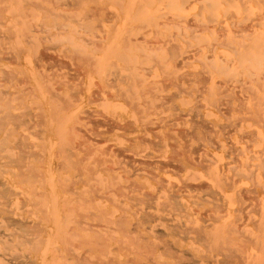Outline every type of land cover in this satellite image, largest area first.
I'll return each mask as SVG.
<instances>
[{
  "label": "rangeland",
  "instance_id": "1",
  "mask_svg": "<svg viewBox=\"0 0 264 264\" xmlns=\"http://www.w3.org/2000/svg\"><path fill=\"white\" fill-rule=\"evenodd\" d=\"M0 57V264H264V0H0Z\"/></svg>",
  "mask_w": 264,
  "mask_h": 264
},
{
  "label": "bare ground",
  "instance_id": "2",
  "mask_svg": "<svg viewBox=\"0 0 264 264\" xmlns=\"http://www.w3.org/2000/svg\"><path fill=\"white\" fill-rule=\"evenodd\" d=\"M184 2H185V1H184ZM187 5H188V4H187ZM200 6H201V5H200ZM258 16H259V15H258ZM242 20H244V18H243ZM238 24H239V22H238ZM240 24H241V23H240ZM244 24H245V23H244ZM247 24H249V23H247ZM232 25H233V24H232ZM201 26H202V25H201ZM237 26H238V25H237ZM244 27H245V26H244ZM244 27H243V28H244ZM127 29H128V28H127ZM245 29H246V28H245ZM233 31H234V30H233ZM236 32H238V31H236ZM237 34H238V33H237ZM239 35H240V34H239ZM245 35H246V34H245ZM247 35H248V32H247ZM47 36H48V35H47ZM10 37H11V36H10ZM239 37H240V36H239ZM89 41H90V40H89ZM232 41H233V40H232ZM231 46H232V45H231ZM231 46H230V47H231ZM251 47H252V45H251ZM259 47H260V46H259ZM50 48H51V47H50ZM169 48L172 49V47H169ZM46 49H48V48H46ZM54 49H55V47H54ZM174 50H175V49H174ZM18 51H19V50H18ZM233 52H234V51H233ZM74 53H75V52H74ZM2 54H3V53H2ZM2 54H1V56H2ZM62 55H63V54H62ZM142 55H143V54H142ZM10 56H11V54H10ZM54 56H55V55H54ZM0 58H1V57H0ZM5 58H6V56H5ZM43 58H44V56H43ZM151 58H152V57H151ZM17 59H18V58H17ZM121 59H122V58H121ZM167 59H168V58H167ZM167 59H166V60H167ZM40 60H41V59H40ZM124 60H126V59H124ZM14 61H15V59H14ZM17 61H18V60H17ZM37 61H38V59H37ZM258 61H259V60H258ZM65 64H66V63H65ZM86 64H87V63H86ZM126 64H127V63H126ZM66 65H67V64H66ZM87 65H88V64H87ZM87 65H86V66H87ZM112 66L116 67L114 64H113ZM76 67H77V65H76ZM78 67H79V66H78ZM84 67H85V66H84ZM158 67H159V66H158ZM143 68H144V67H142V69H143ZM179 68H180V67H179ZM72 69H73V68H72ZM83 69H84V68H83ZM125 69H127V68H125ZM116 70H117V69H116ZM116 70H115V71H116ZM224 70H225V69H224ZM248 70H249V69H248ZM90 72H91V71H90ZM189 72H190V71H189ZM2 73H3V71H2ZM80 74H81V73H80ZM113 75H114V74H113ZM2 76H3V75H2ZM75 76H76V75H75ZM115 76H116V75H115ZM127 76H128V75H127ZM14 77H15V76H14ZM72 77H73V76H72ZM133 77H134V76H133ZM171 77H172V76H171ZM171 77H170V78H171ZM200 77H201V76H200ZM202 77H204V76H202ZM206 77H207V76H206ZM5 78H6V77H5ZM7 78H8V77H7ZM74 78H75V77H74ZM112 78H113V77H112ZM134 78H135V77H134ZM252 78H253V77H252ZM260 78H261V77H260ZM19 79H20V78H19ZM120 79H121L122 82H124V81H123V80H124V76H123L122 78H121V76H120ZM120 79H119V80H120ZM128 79H129V77L127 78V80H128ZM225 79H226V78H225ZM256 79H257V78H256ZM71 80H72V79H71ZM119 80H118V81H119ZM188 80H189V79H188ZM190 80H192V79H190ZM196 80H197V79H196ZM200 80H201V79H200ZM222 80H223V79H222ZM226 80H228V79H226ZM2 81H3V80H2ZM20 81H21V80H20ZM121 81H120V83H121ZM171 81H172V80H171ZM178 81H179V80H178ZM220 81H221V80H219V83H220ZM224 81H225V80H224ZM67 82H68V81H67ZM110 82H111V81H110ZM135 82H136V81H135ZM139 82H140V81H139ZM199 82H200V81H199ZM246 82H247V81H246ZM246 82H245V83H246ZM205 83H206V82H205ZM68 84H70V83H68ZM75 84H76V83H75ZM79 84H81V83H79ZM172 84H173V82H172ZM248 85H249V84H248ZM79 86H80V85H79ZM166 86H167V85H166ZM203 86H204V85H203ZM228 86H229V85H228ZM235 86H236V85H235ZM246 86H247V85H246ZM256 86H257V85H256ZM75 87H76V85H75ZM110 87H112V86H110ZM259 87H260V86H259ZM152 88H153V87H152ZM182 88H183V87H182ZM241 88H242V87H241ZM247 88H248V87H247ZM148 89H149V88H148ZM19 90H20V89H19ZM124 90H126V89H124ZM204 90H205V88H204ZM229 90H230V89H229ZM241 90H242V89H241ZM0 91H1V90H0ZM2 91H3V90H2ZM20 91H21V90H20ZM23 91H24V89H23ZM23 91H22V93H24ZM179 91H180V90H179ZM179 91H178V92H179ZM183 91H184V90H183ZM187 91H188V90H187ZM218 91H219V90H218ZM249 91H250V90H249ZM252 91H253V90H252ZM75 92H76V91H75ZM150 92H151V91H150ZM207 92H208V91H207ZM0 93H1V92H0ZM3 93H4V91H3ZM7 93H9V92H7ZM91 93H92V92H91ZM95 93H96V92H95ZM184 93H185V92H184ZM188 93H189V92H188ZM220 93H222V92H220ZM220 93H219V94H220ZM223 93H224V92H223ZM223 93H222V94H223ZM130 94H131V93H130ZM248 94H249V93H248ZM250 94H251V93H250ZM250 94H249V96H250ZM6 95H7V94H6ZM96 95H97V94H96ZM227 95H228V94H227ZM227 95H226V96H227ZM2 96H3V94H2ZM2 96H1V97H2ZM153 96H154V94L152 95V97H153ZM166 96H167V95H166ZM168 96H169V95H168ZM170 96H172V95H170ZM232 96H233V95H232ZM3 97H4V96H3ZM176 97H177V96H176ZM197 97H198V96H197ZM227 97H229V96H227ZM97 98H99V97H97ZM121 98H122V97H121ZM143 98H144V97H143ZM194 98H195V97H194ZM233 98H235V97H233ZM236 98H237V96H236ZM258 98H259V97H258ZM15 99H16V98H15ZM12 100H14V99H12ZM255 100H256V99H255ZM8 101H9V100H8ZM161 101H162V100H161ZM221 101H222V100H221ZM142 102H143V101H142ZM262 102H263V101H262ZM3 103H4V102H3ZM198 103H199V102H198ZM127 104H128V103H127ZM133 104H134V103H133ZM238 104H239V103H238ZM240 104H241V103H240ZM135 105H136V104H135ZM197 105H198V104H197ZM212 105L214 106V104H212ZM225 105H226V104H225ZM262 105H263V104H262ZM158 106H160V105H158ZM229 106H230V105H229ZM229 106L227 107V109L229 108ZM6 107H7V106H6ZM171 107H172V106H171ZM194 107H195V106H194ZM200 107H201V106H200ZM225 107H226V106H225ZM8 108H9V107H8ZM8 108H7V109H8ZM134 108H135V106H134ZM156 108H157V107H156ZM195 108H196V107H195ZM195 108H194V109H195ZM196 109H197V108H196ZM227 109H226V110H227ZM0 110H1V109H0ZM136 110H137V109H136ZM145 110H146V109H145ZM172 110H173V109H172ZM236 110H237V108H236ZM243 110H244V109H243ZM248 110H249V109H248ZM253 110H254V109H253ZM159 111H160V110H159ZM5 112H6V111H5ZM8 112H9V111H8ZM197 112H199V111H197ZM29 113H30V112H29ZM34 113H35V112H34ZM137 113H138V112H137ZM145 113H146V112H145ZM3 114H4V113H3ZM3 114H2V116H3ZM27 114H28V113H27ZM179 114H180V113H179ZM194 114H195V113H194ZM200 114H201V113H200ZM256 114H257V113H256ZM18 115H19V114H18ZM31 115L33 116L32 112H31ZM171 115H172V114H171ZM257 115H258V114H257ZM2 116H1V117H2ZM8 116H10V115H8ZM15 116H16V115H15ZM21 116H22V114H21ZM35 116H36V115H35ZM38 116H39V115L37 114L36 117H38ZM75 116H76V115H75ZM93 116H94V115H93ZM180 116H181V115H180ZM193 116H194V115H193ZM1 117H0V118H1ZM83 117H84V116H83ZM175 117H176V116H175ZM175 117H174V118H175ZM259 117H260V116H259ZM38 118H39V117H38ZM168 118H170V117H168ZM191 118H192V117H191ZM7 119H8V117H7ZM74 119H76V118H74ZM158 119H159V118H158ZM162 119H163V118H162ZM239 119H240V118H239ZM239 119H238V120H239ZM255 119H256V118H255ZM0 120L2 121L3 119H0ZM21 120H23V119H21ZM170 120H171V118H170ZM189 120H190V119H189ZM201 120H202V119H201ZM203 120H204V119H203ZM256 120L258 121V119H256ZM75 121H76V120H75ZM89 121H90V120H89ZM159 121H160V120H159ZM191 121H192V120H191ZM196 121H197V120H196ZM196 121H194V122H196ZM236 121H237V120H236ZM23 122H24V121H23ZM25 122H26V121H25ZM34 122H35V121H34ZM167 122H168V121H167ZM6 123H7V122H6ZM19 123H20V121H19ZM91 123H92V122H91ZM0 124H2V123H0ZM23 124H24V123H23ZM35 124H36V122H35ZM144 124H145V123H144ZM147 124H149V122H148ZM168 124H169V123H168ZM198 124H199V123H198ZM202 124H203V123H202ZM3 125H4V124H3ZM16 125H17V124H16ZM174 125H175V123H174ZM204 125H206V124H204ZM229 125H230V124H229ZM263 125H264V123H263ZM157 126H158V125H157ZM231 126H232V125H231ZM2 127H3V126H2ZM132 127H133V126H132ZM147 127H148V126H147ZM204 127H205V126H204ZM126 128H127V127H126ZM168 128H169V127H168ZM172 128H173V127H172ZM210 128H211V127H210ZM233 128H234V127H233ZM199 129H200V128H199ZM2 130H3V129H2ZM13 130H14V129H13ZM13 130H12V131H13ZM36 130H38V129H36ZM89 130H90V127H89L88 131H89ZM141 130H142V129H141ZM41 131H42V130H41ZM79 131H80V130H79ZM95 131H96V130H95ZM97 131H98V130H97ZM178 131H179V130H178ZM221 131H222V130H221ZM42 132H43V131H42ZM100 132H101V131H100ZM150 132H152V130H151ZM167 132H168V130H167ZM180 132H181V131H180ZM192 132L194 133V131H192ZM209 132H210V131H209ZM226 132H227V131H226ZM95 133H96V132H95ZM95 133H94V134H95ZM170 133H171V132H170ZM177 133H178V132H177ZM186 133H187V132H186ZM7 134H8V132H7ZM7 134H5V135H7ZM36 134H37V132H36ZM68 134H69V133H68ZM91 134H93V133H91ZM96 134H97V133H96ZM154 134H155V133H154ZM171 134H172V133H171ZM205 134H206V133H205ZM205 134H204V135H205ZM246 134H247V133H246ZM252 134H253V133H252ZM70 135H71V134H70ZM166 135H167V134H166ZM181 135H182V134H181ZM206 135H207V134H206ZM19 136H20V135H19ZM23 136H24V135H23ZM67 136H69V135H67ZM95 136H96V135H95ZM202 136H203V135H202ZM241 136H242V135H241ZM247 136H248V135H247ZM249 136H250V135H249ZM69 137H70V136H69ZM71 137H72V136H71ZM71 137H70V138H71ZM137 137H138V136H137ZM157 137H159V135H157ZM179 137H180V136H179ZM181 137H182V136H181ZM223 137H224V136H223ZM17 138H18V137H17ZM39 138H41V137H39ZM67 138H68V137H67ZM125 138H126V137H125ZM189 138H190V137H189ZM3 139H4V138H2V140H3ZM81 139H82V138H81ZM81 139H80V140H81ZM142 139H143V138H142ZM142 139H141V140H142ZM152 139H153V138H152ZM167 139H168V137H167ZM172 139H173V138H172ZM201 139H203V138H201ZM209 139H210V138H209ZM2 140H1V141H2ZM25 140H26V139H25ZM174 140H175V139H174ZM210 140H212V139H210ZM4 141H5V140H4ZM16 141H17V140H16ZM16 141H15V142H16ZM130 141H131V140H130ZM158 141H159V140H158ZM158 141H156V142H158ZM199 141H200V139H199ZM207 141H208V139H207ZM213 141H214V140H213ZM2 142H3V141H2ZM5 142H6V141H5ZM26 142H27V141H25V143H26ZM98 142H99V141H98ZM98 142H97V143H98ZM139 142H140V141H139ZM153 142H154V141H153ZM153 142H152V143H153ZM23 143H24V142H23ZM41 143H42V142H41ZM66 143H67V142H66ZM140 143H141V142H140ZM183 143L185 144V142H183ZM250 143H251V141H250ZM62 144L64 145V142H63ZM77 144H78V143H77ZM144 144H145V143H144ZM186 144H188V143L186 142ZM20 145H21V144H20ZM26 145H27V144H26ZM68 145L70 146L69 143H68ZM87 145H88V144H87ZM87 145H86V147H87ZM140 145H141V144H140ZM181 145H182V144H181ZM89 146H90V145H89ZM89 146H88V148H89ZM109 146H110V145H109ZM129 146H130V145H129ZM169 146H170V145H169ZM19 147H21V146H19ZM37 147H38V146H37ZM70 147H71V146H70ZM72 147H74V146H72ZM76 147H77V146H76ZM78 147H79V146H78ZM158 147H159V146H158ZM0 148H1V146H0ZM58 148H59V146H58ZM93 148H94V147H91L89 150H91V149H93ZM107 148H109V147H107ZM117 148H118V147H117ZM122 148H123V147H122ZM154 148H155V147H154ZM232 148H233V147H232ZM235 148H236V147H235ZM245 148H246V147H245ZM2 149H3V148H2ZM22 149H23V148H22ZM59 149H60V148H59ZM62 149H64V148H62ZM67 149H69V148H67ZM81 149H82V148L80 147V150H81ZM156 149H157V148H156ZM174 149H175V148H174ZM197 149H199V148H197ZM0 150H1V149H0ZM23 150H24V149H23ZM101 150H102V149H101ZM114 150H115V147H114ZM131 150H132V149H131ZM186 150H187V148H186ZM200 150H201V149H200ZM64 151H65V149H64ZM124 151H126V150H124ZM160 151H161V150H160ZM190 151H191V150H190ZM258 151H259V150H258ZM32 152H33V151H32ZM34 152H35V151H34ZM113 152H114V151H113ZM179 152H180V151H179ZM184 152H186V151H184ZM226 152H228V150H226ZM65 153H66V151H65ZM70 153H71V152H70ZM70 153H68V154H70ZM88 153H89V152H88ZM106 153H107V152H106ZM149 153H150V152H149ZM170 153H171V152H170ZM177 153H178V151H177ZM180 153H181V152H180ZM195 153H196V152H195ZM37 154H38V153H37ZM42 154H43V153H42ZM73 154H74V152H73ZM73 154H72V156H73ZM113 154H114V153H113ZM119 154H120V153H119ZM121 154H122V153H121ZM135 154H136V153H135ZM182 154H183V153H182ZM206 154H207V153H206ZM17 155H19V152H18ZM17 155H16V156H17ZM34 155H35V154H34ZM62 155H63V154H62ZM117 155H118V154H117ZM169 155H170V154H169ZM175 155H176V154H175ZM185 155H186V154H185ZM189 155H190V154H189ZM3 156H4V155H3ZM19 156H20V155H19ZM23 156H24V155H23ZM118 156H119V155H118ZM128 156H129V155H128ZM227 156H228V155H227ZM62 157H63V156H62ZM67 157H68V155H67ZM81 157H82V156H81ZM83 157H84V156H83ZM130 157H131V156H130ZM145 157H147V156H145ZM154 157H155V156H154ZM175 157H176V156H175ZM234 157H235V156H234ZM35 158H36V155H35ZM78 158H79V157H78ZM186 158H188V157H186ZM249 158H250V157H249ZM262 158H263V157H262ZM13 159H14V158H13ZM19 159H20V158H19ZM33 159H34V158H33ZM196 159H197V158H196ZM205 159H206V158H205ZM21 160H22V159H21ZM21 160H20V161H21ZM62 160H63V159H62ZM99 160L101 161V159H99ZM109 160H110V159H109ZM129 160H130V159H129ZM169 160H170V159H169ZM174 160H175V159H174ZM178 160H179V159H178ZM187 160H188V159H187ZM27 161H28V160H27ZM81 161H82V160H81ZM107 161H108V160H107ZM110 161H111V160H110ZM123 161H125V160H123ZM167 161H168V160H167ZM231 161H232V159H231ZM231 161H230V162H231ZM233 161H234V159H233ZM261 161H262V159H261ZM22 162H23V161H22ZM139 162H140V161H139ZM139 162H137V164H138ZM164 162H165V161H164ZM196 162H197V161H196ZM209 162H210V160H209ZM211 162H212V161H211ZM230 162H229V163H230ZM39 163H41V162H39ZM70 163H71V162H70ZM115 163H116V162H115ZM119 163H120V161H119ZM263 163H264V162H263ZM75 164H76V163H75ZM96 164H97V163H96ZM101 164H102V163H101ZM132 164H133V163H132ZM148 164H149V163H148ZM179 164H180V163H179ZM191 164H192V163H191ZM198 164H199V163H198ZM261 164H262V163H261ZM23 165H24V164H23ZM72 165H73V164H71V167H72ZM118 165H119V164H118ZM162 165H163V164H162ZM203 165H204V164H203ZM207 165H208V164H207ZM247 165H248V164H247ZM254 165H255V164H254ZM1 166H2V165H1ZM26 166H27V165H26ZM119 166H120V165H119ZM130 166L132 167L131 163H130ZM159 166H160V165H159ZM171 166H172V165H171ZM75 167H76V166H75ZM75 167H74V168H75ZM143 167H144V166H143ZM162 167H163V166H162ZM230 167H231V166H230ZM232 167H233V166H232ZM1 168H2V167H1ZM28 168H29V167H28ZM72 168H73V167H72ZM74 168H73V169H74ZM104 168H105V167H104ZM104 168H103V169H104ZM119 168H120V167H119ZM119 168H118V169H119ZM140 168H141V167H140ZM17 169H18V167H17ZM132 169H133V168H132ZM136 169H137V168H136ZM136 169H134V170H136ZM141 169H142V168H141ZM161 169H162V168H161ZM179 169H180V168H179ZM232 169H233V168H232ZM25 170H26V169H25ZM35 170H36V169H35ZM35 170H34V171H35ZM76 170H77V169H76ZM78 170H79V168H78ZM78 170H77V174H79V173H78ZM152 170H153V169H152ZM204 170H206V168H205ZM223 170H224V169H223ZM37 171H38V170H37ZM125 171H126V170H125ZM167 171H168V170H167ZM231 171H232V170H231ZM22 172H23V170H22ZM122 172H123V171H122ZM17 173H18V172H17ZM17 173H16V174H17ZM19 173H20V172H19ZM26 173H28V172H26ZM26 173H25V176H26ZM35 173H36V172H35ZM37 173H38V172H37ZM133 173H134V172H133ZM149 173H150V172H149ZM153 173H154V172H153ZM175 173H176V171H175ZM236 173H237V172H236ZM80 174H81V173H80ZM80 174H79V175H80ZM105 174H106V173H105ZM155 174H156V173H155ZM146 175H147V174H146ZM35 176H36V175H35ZM35 176H34V177H35ZM112 176H113V175H112ZM149 176H150V175H149ZM151 176H152V175H151ZM22 177H23V176H22ZM30 177H31V176H30ZM41 177H42V176H41ZM92 177H93V176H92ZM114 177H115V176H114ZM249 177H250V176H249ZM20 178H21V176H20ZM77 178L80 179L79 177H77ZM127 178L130 179V177H128V176H127ZM150 178H151V177H150ZM24 179H26V178H24ZM41 179H42V178H41ZM57 179H58V178H57ZM70 179H71V178H70ZM78 179H77V180H78ZM163 179H164V178H163ZM163 179H161V180L163 181ZM220 179H221V178H220ZM26 180H27V179H26ZM30 180H32V179H30ZM58 180H59V179H58ZM65 180H67V179L65 178ZM80 180H81V179H80ZM112 180H113V178H112ZM161 180H160V181H161ZM33 181H34V180H33ZM37 181H38V180H37ZM129 181H130V180H129ZM129 181H128V182H129ZM164 181H165V180H164ZM42 182H43V180H42ZM70 182H71V181H70ZM70 182H69V183H70ZM200 182H201V181H200ZM64 183H65V182H64ZM69 183H68V185H69ZM72 183H73V182H72ZM113 183H114V182H113ZM128 184H129V183H128ZM132 184H134V183H132ZM136 184H137V183H136ZM206 184H207V183H206ZM226 184H227V183H226ZM2 185H4V184H2ZM122 185H124V184H122ZM134 185H135V184H134ZM134 185H132V187H134ZM196 185H197V184H196ZM196 185H195V186H196ZM204 185H205V184H204ZM228 185H229V183H228ZM255 185H256V184H255ZM69 186H71V185H69ZM89 186H90V185H89ZM128 186H129V185H128ZM174 186H175V185H174ZM192 186H193V185H192ZM65 187H66V186H65ZM107 187H109V186H107ZM183 187H184V186H183ZM204 187H206V185H205ZM209 187H210V186H209ZM253 187H254V186H253ZM71 188H72V187H71ZM90 188H91V187H90ZM113 188H114V187H113ZM116 188H117V187H116ZM160 188H161V187H160ZM199 188H202V187L199 186ZM207 188H208V187H207ZM227 188H229V187H227ZM4 189H5V188H4ZM92 189H93V188H92ZM134 189H135V188H134ZM137 189H139V188L137 187ZM140 189H141V188H140ZM8 190H9V189H8ZM110 190H111V189H110ZM113 190H114V189H113ZM113 190H112V191H113ZM197 190H198V188H197ZM253 190H254V188H253ZM253 190H252V191H253ZM0 191H2V190H0ZM91 191H92V190H91ZM93 191H94V189H93ZM105 191H107V190L104 189V192H105ZM114 191H115V190H114ZM174 191H175V190H173V192H174ZM203 191H206V190H203ZM211 191H213V190H211ZM6 192H7V191H6ZM9 192H10V191H9ZM63 192H64V191H63ZM131 192H132V191H131ZM209 192H210V191H209ZM2 193H3V192H2ZM10 193H11V192H10ZM33 193H34V192H33ZM33 193H32V194H33ZM66 193H67V192H66ZM123 193H124V192H123ZM175 193H176V192H175ZM175 193H173V194H174L173 196H175ZM213 193H214V192H213ZM213 193H211V194H213ZM249 193H250V192H249ZM251 193H252V192H251ZM253 193H254V192H253ZM13 194H14V193H13ZM13 194H11V195H13ZM34 194H35V193H34ZM43 194H44V193H43ZM204 194H205V193H204ZM99 195H100V194H99ZM101 195H102V193H101ZM101 195H100V196H101ZM149 195H150V193H149ZM177 195H178V194H177ZM6 196H7V195H6ZM104 196H106V195H104ZM104 196L102 195V197H104ZM123 196H124V195H123ZM125 196H126V195H125ZM131 196H132V195H131ZM154 196H155V195H154ZM255 196H256V195H255ZM89 197H90V196H89ZM106 197H107V196H106ZM108 197H110V196H108ZM169 197L171 198V196H169ZM248 197H250V196H248ZM1 198H2V197H1ZM35 198H36V197H35ZM42 198H43V197H42ZM83 198H84V197H83ZM83 198H82V199H83ZM100 198H101V197H100ZM128 198H130V197H128ZM144 198H145V197H144ZM144 198H140V199H144ZM218 198H219V196H218ZM237 198H238V197H237ZM239 198H240V197H239ZM3 199L5 200V199H7V198L5 197V198H3ZM8 199H9V198H8ZM38 199H39V198H38ZM71 199H72V198H71ZM90 199L93 200L92 198H90ZM90 199H89V200H90ZM110 199H111V198H110ZM149 199H150V198H149ZM149 199H148V200H149ZM255 199H256V198H255ZM21 200H22V199H21ZM39 200H43V199H39ZM39 200H38V201H39ZM137 200H139L138 197H137ZM144 200H145L147 203L149 202V201L146 200V199H144ZM172 200H173V201H172L173 203L177 202V200L175 201V199H172ZM212 200H213V199H212ZM212 200H211V201H212ZM216 200H218V199H216ZM219 200H220V199H219ZM236 200H238V199H236ZM110 201H111V200H110ZM139 201H140V200H139ZM239 201H240V200H239ZM1 202H3V201L1 200ZM5 202H6V201H5ZM8 202H9V200H8ZM19 202H20V201H19ZM36 202H37V201H36ZM39 202H40V201H39ZM39 202H38V203H39ZM82 202H83V201H82ZM90 202H92V201H90ZM134 202H135V201H134ZM140 202H142V200H141ZM140 202H139V203H140ZM146 202H145V203H146ZM191 202H192V201H191ZM198 202H199V201H198ZM205 202H206V201H205ZM213 202H215V200H214ZM257 202H258V201H257ZM257 202H256V203H257ZM41 203H42V201H41ZM111 203H113V202H111ZM137 203H138V202H137ZM147 203H146V204H147ZM151 203H153V202L151 201ZM169 203H170V202H169ZM23 204H24V202H23ZM33 204H34V203H33ZM75 204H76V203H75ZM75 204H74V205H75ZM116 204H117V203H116ZM120 204H121V203H120ZM120 204H119V205H120ZM135 204H136V203H135ZM171 204H172V203H171ZM198 204H199V203H198ZM198 204H197V205H198ZM213 204H214V203H213ZM213 204H212V205H213ZM240 204H241V203H240ZM30 205H31V204H30ZM36 205H37V204H36ZM63 205H64V204H63ZM78 205H79V204H78ZM78 205H76V207H77ZM113 205H115V204L113 203ZM176 205H178V204H176ZM216 205H217V203H216ZM224 205H225V204H224ZM130 206H131V205H130ZM244 206H245V205H244ZM21 207H22V206H21ZM119 207H120V206H119ZM160 207H161V206H160ZM163 207H164V206H163ZM165 207H166V206H165ZM173 207H174V206H173ZM173 207H172V208H173ZM180 207L182 208L181 205H180ZM212 207H214V206H212ZM246 207H247V206H246ZM38 208H39V207H38ZM145 208H146V207H145ZM217 208H219L218 205H217ZM76 209H77V208H76ZM120 209H121V208H120ZM158 209H159V208H158ZM240 209H241V207H240ZM3 210H4V209H3ZM127 210H128V209H127ZM171 210H172V209H171ZM178 210H179V209H178ZM181 210H183V209H181ZM204 210H205V209H204ZM208 210H209V209H208ZM210 210H211V209H210ZM219 210H220V209H219ZM6 211H7V209H6ZM102 211H103V209H102ZM102 211H101V213L103 214L104 212H102ZM167 211H169V210H167ZM172 211H174V210H172ZM172 211H171V212H172ZM175 211H176V210H175ZM213 211H214V210H213ZM233 211H234V210H233ZM238 211H239V210H238ZM250 211H251V210H250ZM8 212H9V211H8ZM98 212H99V210H98ZM183 212H184V211H183ZM206 212H207V211H206ZM219 212H220V211H219ZM221 212H222V211H221ZM99 213H100V212H99ZM133 213H134V212H133ZM133 213H132V214H133ZM172 213H173V212H172ZM176 213H177V212H176ZM246 213H247V212H246ZM44 214H45V213H44ZM80 214H81V213H80ZM140 214H141V213H140ZM179 214H180V213H179ZM244 214H245V213H244ZM103 215H104V214H103ZM203 215H204V211H203ZM207 215H209V213H208ZM212 215H213V214H212ZM45 216H46V215H45ZM118 216H119V215H118ZM122 216H123V215H122ZM221 216H223V215H221ZM244 216H246V214H245ZM46 217H47V216H46ZM73 217H74V216H73ZM79 217H80V216H79ZM204 217H205V216H204ZM206 217H207V216H206ZM6 218H7V217H6ZM80 218H81V217H80ZM80 218H79V219H80ZM120 218H121V215H120ZM120 218H119V219H120ZM140 218H141V219H140L141 223H142V221H143V225H145L146 227H147V226L149 227V224H150V221H151V219H152V216H150L149 214L143 212L142 215H140ZM207 218H208V217H207ZM207 218H206V219H207ZM219 218H220V217H219ZM82 219H83V218H82ZM82 219H81V220H82ZM90 219H91V217H90ZM105 219H106V218H105ZM116 219H118V217H116ZM168 219H170V218H168ZM208 219H211V218H208ZM238 219H239V218H238ZM245 219H246V218H245ZM245 219H243V220H245ZM249 219H250V218H249ZM109 220H110V219H109ZM109 220H107V223H108V222L111 223V222H110L111 220H110V221H109ZM234 220H235V219H234ZM6 221H7V220H6ZM83 221H84V220H83ZM90 221H91V220H90ZM119 221H120V220H119ZM191 221H192V220H191ZM212 221H214V220L212 219ZM236 221H237V220H236ZM29 222H30V220H29ZM80 222H82V221H80ZM95 222H96V221H95ZM97 222H98V221H97ZM97 222H96V223H97ZM99 222H100V221H99ZM83 223H85V222H83ZM91 223H92V222H91ZM134 223H135V222H134ZM229 223H230V222H229ZM15 224H16V223H15ZM17 224H18V223H17ZM33 224H34V223H33ZM138 224H139V223H138ZM182 224H183V223H182ZM13 225H14V224H13ZM27 225H28V224H27ZM27 225H26V226H27ZM35 225H36V224H35ZM95 225H96V224H95ZM97 225H98V227H99L100 224L98 223ZM109 225H110V224H109ZM178 225H179V224H178ZM188 225H189V224H188ZM188 225H187L186 227H188ZM209 225H210V223H209ZM31 226H32V225H31ZM31 226H29V227H31ZM81 226H82V225H81ZM86 226H87V225H86ZM90 226H91V225H90ZM100 226H101V225H100ZM116 226H119V225H116ZM120 226H121V225H120ZM123 226H124V225H123ZM170 226H171V225H170ZM203 226H204V225H203ZM227 226H228V225H227ZM24 227H25V226H24ZM36 227H37V226H36ZM36 227H34V228H36ZM40 227H41V226H40ZM124 227H125V226H124ZM189 227L191 228V225H190ZM19 228H20V227H19ZM19 228H18V230H19ZM26 228H27V227H26ZM34 228H33V229H34ZM69 228H70V226H69ZM89 228H90V227H89ZM109 228H111V227L109 226ZM116 228H117V227H116ZM121 228H122V230H123V227H121ZM135 228H136V227H135ZM149 228L151 229V227H149ZM176 228H177V227H176L175 223H173V224H172V228H170V229H176ZM193 228H194V231L197 233L198 238H202V235H201V231H202V230H200L201 227H200V228H199V227H192V229H189V228H188V229H189V230H192V232H193ZM229 228H233V227H229ZM229 228L224 229L226 233L228 232ZM28 229H29V228H28ZM85 229H86V228H85ZM143 229H144V228H143ZM170 229H169V231H170ZM255 229H258V228L255 227ZM37 230H38V229H37ZM41 230H42V229H41ZM68 230H69V229H68ZM92 230H93V229H92ZM108 230H109V229H108ZM117 230H118V229H117ZM119 230H120V229H119ZM119 230H118V231H119ZM125 230H126V229H125ZM181 230H183V229H181ZM189 230H188L187 232H189ZM226 230H227V231H226ZM230 230H231V229H230ZM232 230L234 231V234H236V237H235V236L233 237V240H234V241H233L231 247H230L229 245H224L226 249L223 248L225 251L223 252L222 261H225V260L228 261V263H225V262H224V264H229V262H231V263H233V264H244L245 261H247V258H248L249 256H253V254L251 255V254H249V253H247V254H245V253L242 254V253H241V252H243L244 250L242 251V248H241V246H242V245H241V242H240V243L238 242V241H239V240H238V235H240L241 233H243V231L238 230L237 228H233ZM232 230H231V231H232ZM258 230H259V229H258ZM93 231H95V229H94ZM109 231H110V230H109ZM152 231H153V232H158L157 234H160V229H155V228H154V229H152ZM239 231H241V233H240ZM19 232H20V231H19ZM32 232H33V231H32ZM72 232H73V231H72ZM72 232H71V233H72ZM130 232H131V231H130ZM130 232L128 231L129 234H130ZM171 232L174 233V231H172V230H171ZM175 232H176V231H175ZM177 232H178V231H177ZM190 232H191V231H190ZM12 233H13V232H12ZM34 233H35V232H34ZM39 233H40V232H39ZM92 233H93V232H92ZM96 233H98V232H96ZM138 233H139V232H138ZM181 233H182V232H181ZM183 233H184V231H183ZM185 233H186V232H185ZM245 233H246V232H245ZM30 234H31V233H30ZM69 234H70V233H69ZM72 234H73V233H72ZM75 234H78V233H75ZM75 234H74V235H75ZM94 234H95V233H94ZM129 234H127V236H128ZM140 234H141V233H140ZM177 234H178V233H177ZM177 234H176V235L174 234V235H175V236H178L179 234H178V235H177ZM194 234H195V233H194ZM207 234H208V233H207ZM24 235H25V234H24ZM35 235H36V234H35ZM98 235H100V233H99ZM125 235H126V234H125ZM164 235H166V232L164 233ZM182 235H183V234L180 235L181 238L183 237ZM185 235H186V234H185ZM210 235H211V234H210ZM2 236H3V235H2ZM5 236H6V235H5ZM77 236H78V235H77ZM129 236H131V235H129ZM135 236H136V235H135ZM180 236H178V237H180ZM195 236H196V234H195ZM227 236H229V234H228V235L226 234V236H224V238L226 237V239H227V241H228V239H230V238H228ZM112 237H113V236H112ZM136 237H137V236H136ZM141 237H142V236H141ZM184 237L186 238V236H184ZM189 237H190L191 240H192L191 235H189ZM196 237H197V236H196ZM229 237H230V236H229ZM94 238H95V237H94ZM99 238H100V237H99ZM99 238H98V239H99ZM110 238H111V237H110ZM137 238H138V237H137ZM224 238H223V239H224ZM244 238H245V237H244ZM246 238L248 239L246 242H248V243L250 242V243H252V244L257 243V242L259 241V240L257 241V237H256V235H255V237H251V239H249L248 236H247ZM246 238H245V240H246ZM20 239H21V238H20ZM33 239H34V238H33ZM38 239H39V238H38ZM65 239H67L66 236H65ZM78 239H79V237H78ZM105 239H106V238H104V240H105ZM143 239H144V237L142 238V240H143ZM145 239H146V238H145ZM182 239L185 240L184 238H182ZM207 239H208V235H207ZM210 239H211V238H210ZM241 239H243V238H241ZM79 240H80V239H79ZM89 240H90V239H89ZM131 240H132V239H131ZM164 240H166V239H164ZM164 240H163L162 242H164ZM224 240H225V239H224ZM230 240H231V239H230ZM230 240H229V241H230ZM263 240H264V239H263ZM7 241H8V240H7ZM11 241H12V240H11ZM40 241H41V240H40ZM83 241H84V240H83ZM132 241H133V240H132ZM132 241H131V242H132ZM143 241H144V240H143ZM204 241L207 242L206 239H205ZM208 241H209V240H208ZM0 242H2V241H0ZM5 242H6V240H5ZM17 242H18V241H17ZM17 242H16V243H17ZM22 242H23V241H22ZM67 242H68V241H67ZM95 242H96V241H95ZM117 242H118V241H117ZM119 242H120V241H119ZM129 242H130V241H129ZM144 242L147 243L146 241H144ZM194 242H196V241L194 240ZM198 242L200 243V239H199ZM36 243H38V242H36ZM83 243H84V242H83ZM100 243H101V242H100ZM125 243H126V242H125ZM134 243H135V242H134ZM207 243H208V242H207ZM219 243H220V241H219ZM219 243H218V244H219ZM224 243H226V240H225ZM227 243L230 244L229 242H227ZM263 243H264V242H263ZM3 244H4V243H3ZM31 244H32V243H31ZM34 244H35V243H34ZM39 244H41V243L39 242ZM75 244H76V243H75ZM102 244H103V243H102ZM137 244H140L143 248L145 247V245H147V244L142 245V244H143L142 241H138ZM200 244H201V243H200ZM218 244H217V245H218ZM243 244H245V242H244ZM252 244H251V245H252ZM18 245H19V244H18ZM20 245H21V244H20ZM24 245H25V244H24ZM35 245H36V244H35ZM76 245H77V244H76ZM140 245H139V248H141ZM163 245H164L163 249L165 248V249H167V251H168L169 245H168L167 243H164ZM246 245H247V244H246ZM248 245H249V244H248ZM248 245H247V246H248ZM258 245H259V242H258V244H257V247H258ZM2 246L4 247L5 244L2 245ZM6 246H8V245L6 244ZM74 246H75V245H74ZM171 246H172V244H171ZM206 246H207V245H206ZM210 246H211V245H210ZM224 246H222V245L220 244V247H224ZM8 247H10V246H8ZM12 247H14V246H12ZM12 247H11V248H12ZM16 247H17V246H16ZM38 247H39V246H38ZM78 247H79V246H78ZM147 247H148V249L154 248L152 245L147 246ZM147 247L144 248V249H147ZM173 247H174V246H173ZM173 247H171V248L173 249ZM217 247H219V245H218ZM217 247H216V248H217ZM220 247H219V248H220ZM253 247H254V245H253ZM257 247H256V249H257ZM4 248H5V247H4ZM4 248H3L2 250H4ZM56 248H57V247H56ZM63 248H65V247H63ZM115 248H116V247H115ZM174 248H175L174 251L176 252V251H177V248H176V247H174ZM210 248H212V247H210ZM7 249H8V248H7ZM38 249H39V248H38ZM52 249H53V248H52ZM52 249H50V250L53 252L55 249H54V250H52ZM57 249H58V248H57ZM165 249H164V250H165ZM169 249H170V248H169ZM212 249H213V248H212ZM69 250H70V249H69ZM71 250H72V249H71ZM96 250H97V249H96ZM102 250H103V249H102ZM181 250H182V249H181ZM181 250H180V251H181ZM183 250H184V249H183ZM183 250H182V251H183ZM12 251H13V250H12ZM17 251H18V250H17ZM65 251H66V250H65ZM103 251H104V250H103ZM138 251H139V250H138ZM152 251H154V250H152ZM165 251H166V250H165ZM167 251H166V252H167ZM169 251H170V250H169ZM169 251H168V252H169ZM172 251H173V250H172ZM172 251H171V253L169 252L171 255H173ZM178 251H179V250H178ZM180 251H179V252H180ZM182 251H181V252H182ZM184 251H185L186 253H188L186 250H184ZM208 251H209V250H208ZM216 251H218V250H216ZM216 251H215V252H216ZM219 251H220V249H219ZM5 252H6V251H5ZM97 252H98V250H97ZM101 252H102V251H101ZM105 252H106V251H105ZM105 252H103V254H104ZM143 252H144V250H143ZM148 252L151 253V250L148 251ZM220 252H221V251H220ZM13 253H14V252H13ZM18 253H19V252H18ZM65 253H67V252H65ZM72 253H73V252H72ZM82 253H83V252H82ZM82 253H81V254H82ZM216 253H217V252H216ZM221 253H222V252H221ZM16 254H17V253H16ZM70 254H71V253H70ZM70 254H69V255H70ZM122 254H123V253H122ZM180 254H182V253H180ZM213 254H214V253H213ZM17 255H19V254H17ZM142 255H143V254H142ZM150 255H151V254H150ZM150 255H149V256H150ZM176 255H177V254H176ZM188 255H189V254H188ZM220 255H221V254H220ZM66 256H67V255H66ZM191 256H192V255H191ZM202 256L204 257V256H205V253H204V255L202 254ZM210 256H211V255H210ZM70 257H71V256H70ZM72 257H73V256H72ZM145 257H146V256H145ZM180 257H181V256H180ZM185 257H186V256H185ZM185 257H184V258H185ZM254 257L257 258L256 255H255ZM49 258H50V257H49ZM61 258H62V256H61ZM68 258H69V257H68ZM77 258H78V257H77ZM182 258H183V257H182ZM182 258H181V259H182ZM186 258H188V257H186ZM186 258H185V259H186ZM83 259H84V258H83ZM146 259H147V258H146ZM5 260H6V259H5ZM7 260H8V259H7ZM33 260H34V259H33ZM63 260H64V257H63ZM66 260H67V258H66ZM73 260H74V259H73ZM73 260H72V261H73ZM85 260H86V259H85ZM85 260H84V261H85ZM175 260H176V259H175ZM263 260H264V259H263ZM87 261H88V260H87ZM108 261H109V260H108ZM197 261H198V260H197ZM207 261H208V260H207ZM51 262H52V261H51ZM127 262H129V260H128ZM133 262H134V261H133ZM133 262H131V263L133 264ZM178 262H179V261H178ZM209 262H210V261H209ZM209 262H208V263H209ZM59 263H60V262H59ZM64 263H65V262H64ZM82 263H83V262H82ZM89 263H90V262H89ZM91 263H92V262H91ZM123 263L126 264V261L123 262ZM123 263H122V264H123ZM187 263H188V262H187ZM189 263H190V262H189ZM9 264H10V263H9ZM30 264H31V263H30ZM97 264H98V262H97ZM102 264H103V263H102ZM191 264H192V262H191ZM196 264H197V263H196ZM253 264H254V263H253Z\"/></svg>",
  "mask_w": 264,
  "mask_h": 264
}]
</instances>
